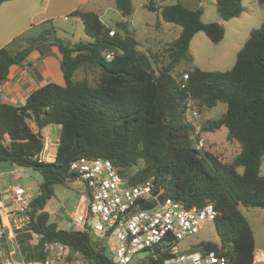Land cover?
<instances>
[{
    "label": "trees",
    "instance_id": "obj_1",
    "mask_svg": "<svg viewBox=\"0 0 264 264\" xmlns=\"http://www.w3.org/2000/svg\"><path fill=\"white\" fill-rule=\"evenodd\" d=\"M8 1L12 0H0V5ZM258 2L264 5V0ZM215 6L223 22L243 12L241 0H216ZM145 7L156 11L162 22L180 28L167 50L169 63L161 69L153 68L150 56L135 49L127 22H118L114 29L97 13L84 10H75L70 16L80 20L89 42L63 44L53 38L51 28L35 37L22 34L0 48V86L13 65L33 51L44 55L42 48L51 46L56 47L63 78V85L49 82L32 91L19 107L0 102V160L33 168L44 179L39 195L30 202L31 223L15 234L24 262L43 261L45 244L56 243L68 250L67 260L78 256L85 264H112L104 244L87 232L47 224L48 215L42 211L54 185L75 181V175L61 162L76 144L81 157L110 161L129 186L153 178L163 196L186 208L212 204L218 213L212 223L219 244L204 242L201 246L224 258L225 264L253 263L254 235L239 208H259L264 213V177L260 174L264 157V22L249 33L231 69L205 72L191 67L190 42L202 32L212 43H219L223 26L202 22L200 9L178 2L157 6L149 0ZM116 9L122 18L129 17L131 1L116 0ZM21 51L25 55L14 62ZM107 52L114 55L109 61ZM182 62L187 67L174 76ZM81 68L100 72L95 85L74 80ZM219 103L226 106L225 113L198 121V125L203 137L222 127L227 130V142L238 146L229 162H222L205 146L196 148L195 124L186 117L190 108L199 118ZM51 125L60 128L56 161L38 164L34 157L43 147L38 134ZM2 247L0 264L8 257V249ZM168 256L161 254L156 260L149 256L141 264H161Z\"/></svg>",
    "mask_w": 264,
    "mask_h": 264
},
{
    "label": "rangeland",
    "instance_id": "obj_2",
    "mask_svg": "<svg viewBox=\"0 0 264 264\" xmlns=\"http://www.w3.org/2000/svg\"><path fill=\"white\" fill-rule=\"evenodd\" d=\"M132 4V14L129 17L121 18L114 14L108 13L105 21L111 28L116 29V24L121 21L128 23V34L131 40L134 41L136 50L150 56L153 68L161 69L166 67L169 63L167 50L169 49L172 41L177 37L180 32L178 26L167 24L161 21L159 14L156 11H149L144 4L147 0H130ZM162 1V0H157ZM180 3L188 6L192 10H201V21L204 23L216 22L219 24V16L217 8L212 0H166L165 4ZM149 3V2H148ZM243 8L242 14L234 19L223 22L224 36L219 43H212L202 32L196 33L189 45V55L192 59L191 67H197L205 72L214 71H227L231 69L236 61L238 51L243 46L249 33L260 27L264 22V5L260 4L258 0H241ZM67 9V8H66ZM65 9V10H66ZM91 9L90 7H81L79 10ZM64 10V9H63ZM21 25L26 23V19L20 21ZM53 28L54 37L61 40L63 44H75L78 41L89 42L83 32L82 24L79 19L70 15L56 17L50 19L41 25H35L32 30L24 32V36L35 37L40 35L44 30ZM124 38L125 34L118 32ZM8 31L3 30L0 26V45L7 39ZM22 35V34H21ZM20 36V35H19ZM13 39V38H12ZM6 42L3 46L9 43ZM25 45L23 42L22 45ZM3 46H0L2 48ZM44 55L51 56L42 48ZM37 53H39L37 51ZM25 60V59H24ZM187 65L182 62L173 71V75L182 72ZM57 64L51 71L54 73ZM58 73V72H57ZM100 76V72L94 68H81L75 75L74 80H86L89 85L96 84ZM59 77V78H58ZM52 82L63 85V79L60 75L52 79ZM226 106L224 104H217L209 111L200 113L197 122L205 120H212L218 118L221 114L225 113ZM187 119L190 121L187 113ZM43 137V143L46 138L58 144L60 128L56 125L48 126L40 132ZM227 130L222 127L214 133H206L205 136V149L219 158L222 162H229L237 153L238 146L236 144L228 143L226 140ZM260 174L264 177V157L260 166ZM44 179L43 175L30 167L15 166V170L10 173L0 174V198L5 204H9L6 198V190L10 187H22L27 193H30L33 198L37 197L40 192V186ZM86 186L80 179H75L71 182L65 180L62 183H57L52 188V196L46 201L42 211L48 215L47 224H55L61 230H74L71 225V217L76 210V205L80 196L85 195ZM241 214L248 222L257 245L262 244L264 247V215H260L261 209L259 208H239ZM92 236V235H91ZM204 242H214L219 244V238L216 234L214 224L207 222L201 227L196 235L187 237L181 242H178L180 249H185L193 246H201ZM3 247L0 246V253ZM68 253L67 249L63 250V254ZM53 254V252L51 253ZM79 258V257H78ZM147 255L143 252L137 253L131 264H138L140 260L146 259ZM80 264H85L78 260Z\"/></svg>",
    "mask_w": 264,
    "mask_h": 264
},
{
    "label": "built area",
    "instance_id": "obj_3",
    "mask_svg": "<svg viewBox=\"0 0 264 264\" xmlns=\"http://www.w3.org/2000/svg\"><path fill=\"white\" fill-rule=\"evenodd\" d=\"M164 1H156V5L162 6ZM113 56L112 52L105 53L108 61ZM183 79L186 80L187 76L184 75ZM187 113L190 121L195 124L193 136L196 148L201 149L206 141L200 134L198 113L192 108ZM56 152L57 144L46 138L34 159L38 164H53ZM67 169L86 186V193L80 196L71 217V225L74 231L87 232L94 240L104 244L112 264H131L139 252L145 253L147 258L151 256L153 260L161 254H168L161 264H225L224 258L207 250L205 253L178 255L188 249H180L178 242L196 235L205 223L213 222L217 217L218 213L212 204L196 209L186 208L181 202L163 196V190L155 188L153 178L129 186L111 162L104 159L79 156L69 163ZM5 192L9 204L0 198V238L6 229L7 238L16 242V232L31 223L30 202L33 197L19 186L10 187ZM159 197L162 199L159 200ZM141 202L151 203L152 208L141 210ZM63 250L59 244H45L46 255L43 261H22L21 264H80L78 256L67 260ZM12 256L13 253L8 251L7 259L1 264H18Z\"/></svg>",
    "mask_w": 264,
    "mask_h": 264
},
{
    "label": "crops",
    "instance_id": "obj_4",
    "mask_svg": "<svg viewBox=\"0 0 264 264\" xmlns=\"http://www.w3.org/2000/svg\"><path fill=\"white\" fill-rule=\"evenodd\" d=\"M201 1L199 0V2ZM148 2L149 0L146 1L144 7ZM86 6L91 9L84 11L97 13L106 26L108 25L104 18L108 13L121 17L116 9V0H12L5 2L0 5V26L3 30L8 31V37L0 46H3L12 38L24 34L27 30H32L35 25L44 24L56 17L70 15L73 11ZM22 19H26V23H23V25L20 23ZM47 52L51 56L47 55L46 57V54L41 55L37 51H33L25 60L10 68L7 80L0 86V102L19 107L25 103L27 96L32 91L52 82L57 74L60 75V58L56 53V47L51 46ZM56 64L58 68L54 73L51 70L56 67ZM78 204L79 200L76 207ZM260 215H264L263 211ZM252 264H264V247L262 244L257 245L256 241Z\"/></svg>",
    "mask_w": 264,
    "mask_h": 264
},
{
    "label": "water",
    "instance_id": "obj_5",
    "mask_svg": "<svg viewBox=\"0 0 264 264\" xmlns=\"http://www.w3.org/2000/svg\"><path fill=\"white\" fill-rule=\"evenodd\" d=\"M212 2L214 4H216V0H212ZM222 24V21H219V25ZM25 51H21L19 52L14 58V62H18L21 57H23L25 55ZM38 139L42 140L43 137L41 134H38ZM80 156V149L79 147L74 144L72 146V148L70 149V151L64 156L62 162H61V166L64 169L68 168V165L71 161L75 160L77 157ZM15 166L11 163H9L6 160H0V174L1 173H10L12 171H14ZM159 200H161L162 198L159 197ZM141 210H145V209H150L152 208V204L148 203V202H141L139 205ZM8 231L5 229L4 233H3V237L0 238V246H6V248L8 249V251L13 253L12 259L15 263L21 264L22 263V256L20 254L18 245L16 244L15 240H9L8 238ZM195 252H200V253H205L206 249L203 248L202 246L198 245V246H193L190 247L188 249L182 250L181 252H179L178 255H188V254H192ZM46 255V253H45Z\"/></svg>",
    "mask_w": 264,
    "mask_h": 264
}]
</instances>
